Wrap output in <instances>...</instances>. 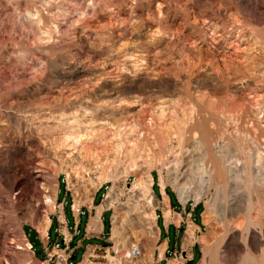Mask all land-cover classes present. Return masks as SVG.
I'll list each match as a JSON object with an SVG mask.
<instances>
[{"label":"rangeland","instance_id":"1","mask_svg":"<svg viewBox=\"0 0 264 264\" xmlns=\"http://www.w3.org/2000/svg\"><path fill=\"white\" fill-rule=\"evenodd\" d=\"M253 119L264 130V0H0V264H199L204 245L258 264L264 187L240 163L219 189L196 171L223 145L242 163Z\"/></svg>","mask_w":264,"mask_h":264},{"label":"bare ground","instance_id":"2","mask_svg":"<svg viewBox=\"0 0 264 264\" xmlns=\"http://www.w3.org/2000/svg\"><path fill=\"white\" fill-rule=\"evenodd\" d=\"M255 114L257 116L259 112ZM235 132H237V130H235ZM244 136L246 138L245 143H243L242 138L235 135V141L237 142L238 150L240 151V154L244 156V160L242 163L241 161H239L238 157L237 158L231 157L232 158L231 159L226 153V148H225L226 145H223L218 150L219 153L217 156L218 159L215 160V162L211 159V154L209 153V151H207L203 156V158H201L200 163L196 165V171L199 176V179L207 187L208 190H210L211 187H215L216 189L221 188L220 187L221 183L222 184L225 183L228 176V172L235 170V168L238 166L239 163L242 164V173L246 175L245 179L248 182L247 186L249 187V190H258V189L261 190V187H264V178L262 177V174L264 172V130H262L258 125V123L256 122V120L253 119L252 125L247 128L246 134ZM209 162H210V166L208 165ZM175 182H177V180H175ZM99 183L100 180L97 181V186ZM160 185L162 188L164 187L163 182H161ZM185 188L186 187L184 184L181 185L180 187L181 190ZM146 190L148 191V187H146ZM199 198L200 197L197 196L196 200H198ZM164 201H166V198H164ZM146 203L148 204L149 207H154V199L150 194V192H148L146 195ZM168 216H169V211H166V217ZM45 221L46 224L44 225V227L39 229V232L43 237L46 236V232L49 226V219L47 218V220ZM99 227H100V214L98 213L97 215H95V217H93L90 220L89 228H91V230L92 228L99 230ZM189 233L190 234H188V238L190 239L191 232ZM200 242L203 245L207 242L205 236H202L200 238ZM214 246L215 245L203 246V256L199 264H213V258L216 253ZM135 247H138L139 249V253L137 255L133 254L132 252V249ZM25 248L26 249L30 248L29 242L25 243ZM141 254L142 252L140 247L137 245H132L129 248V250L123 254V257L128 259L134 257L138 258L141 256ZM89 264H101V263L90 262Z\"/></svg>","mask_w":264,"mask_h":264},{"label":"crops","instance_id":"3","mask_svg":"<svg viewBox=\"0 0 264 264\" xmlns=\"http://www.w3.org/2000/svg\"><path fill=\"white\" fill-rule=\"evenodd\" d=\"M167 197H168V202H169V204L171 203V200H170V197L167 195ZM56 198H58V195L56 196ZM96 201V196H95V198H94V202ZM166 203H167V199H166ZM167 211H169L170 212V210L168 209ZM194 211V210H193ZM101 212H102V209L101 210H99V214H100V220H101ZM195 219V218H194ZM191 224L192 225H190L189 224V227H188V233L189 232H191V236L193 237L194 235H193V233H194V224L191 222ZM100 228H102V229H104L105 228V224H104V221H103V219H102V221H101V225H100V227H99V230H100ZM163 229H164V232L166 233V235H165V241H163L162 243H163V245L162 246H160V249H159V254H158V256L160 257V256H162V254H163V256L165 255V253L166 252H168V250H169V248L171 247V244H170V240L168 239V234H169V230L170 229H173V231H174V233H175V237H177V236H179V229H178V225L177 224H175V223H173V225L172 224H168L167 225V227H163ZM98 230V231H99ZM190 234V233H189ZM190 236V237H191ZM173 249H172V251H173V253H177L178 251H180V252H182L183 254H185L184 252H185V250H183V247H182V242H181V244H179V242H177V241H175L174 243H173ZM180 247V248H179ZM216 254V253H215ZM193 256H194V252H192L191 253V258H193ZM258 264H264V250H263V253H262V256H261V259H260V261H259V263Z\"/></svg>","mask_w":264,"mask_h":264},{"label":"built area","instance_id":"4","mask_svg":"<svg viewBox=\"0 0 264 264\" xmlns=\"http://www.w3.org/2000/svg\"><path fill=\"white\" fill-rule=\"evenodd\" d=\"M194 209V208H193ZM192 209V210H193ZM70 242V241H69ZM62 242H58L57 240L55 241V242H53L52 243V245H56V246H59L60 244H61ZM132 252H133V254H138L139 253V249H138V247H135V248H133L132 249ZM67 257H59V258H57V259H55V260H52V257L50 256L49 258H47V259H45V264H51V263H53V264H64V263H66L67 262ZM51 262V263H50Z\"/></svg>","mask_w":264,"mask_h":264},{"label":"trees","instance_id":"5","mask_svg":"<svg viewBox=\"0 0 264 264\" xmlns=\"http://www.w3.org/2000/svg\"><path fill=\"white\" fill-rule=\"evenodd\" d=\"M157 187V186H156ZM100 191V189L98 190V192ZM98 192H97V194H98ZM166 193H167V195L170 197V200H171V196H173V193L170 191V190H166ZM97 194H96V196H97ZM172 201V200H171ZM98 203V202H97ZM197 207H201V205L200 204H197L196 206H195V208H197ZM195 208L193 209V210H195ZM67 209H68V214L70 215V207H69V205L67 206ZM85 212L83 211V214H84ZM54 224V223H53ZM79 226V225H78ZM52 228V227H51ZM28 229V235H29V232H32V230L30 229V228H27ZM78 230L80 231V229L78 228ZM33 234L35 235V237L37 236L36 235V232H34L33 231ZM91 240H93V239H91ZM31 241V240H30ZM37 242L40 244V242H39V240L37 239ZM50 243H52L51 241H50ZM31 244H32V242H31ZM32 247L35 249V247L32 245ZM39 253H40V251H39ZM41 256H43L42 254H40ZM194 262H195V259L194 258H192L191 259V263L190 264H194Z\"/></svg>","mask_w":264,"mask_h":264},{"label":"water","instance_id":"6","mask_svg":"<svg viewBox=\"0 0 264 264\" xmlns=\"http://www.w3.org/2000/svg\"><path fill=\"white\" fill-rule=\"evenodd\" d=\"M48 245H50V242H49V244ZM182 255H184L185 256V254H182ZM189 262H191V259L189 260Z\"/></svg>","mask_w":264,"mask_h":264}]
</instances>
